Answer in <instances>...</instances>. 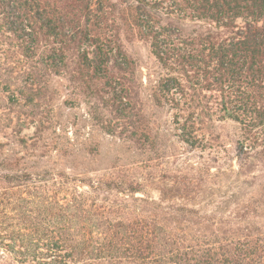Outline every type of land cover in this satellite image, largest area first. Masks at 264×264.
Returning a JSON list of instances; mask_svg holds the SVG:
<instances>
[{"label":"trees","instance_id":"16d2710c","mask_svg":"<svg viewBox=\"0 0 264 264\" xmlns=\"http://www.w3.org/2000/svg\"><path fill=\"white\" fill-rule=\"evenodd\" d=\"M184 21L194 27L186 31ZM128 31L148 45L151 99L172 112L182 143L193 146L204 120L237 126V178L250 177L241 181L250 190L258 163L264 175V0H0V33L25 59L58 72L71 64L86 90L117 89L122 110L134 112V61L118 44ZM0 182V264H264L262 197L240 195L235 222H221L165 206L192 200L184 179L157 201L132 184L84 190L83 181L44 170Z\"/></svg>","mask_w":264,"mask_h":264},{"label":"rangeland","instance_id":"374dc122","mask_svg":"<svg viewBox=\"0 0 264 264\" xmlns=\"http://www.w3.org/2000/svg\"><path fill=\"white\" fill-rule=\"evenodd\" d=\"M182 25L186 31L194 27L186 21ZM17 44L0 33V176L44 170L83 181L77 184L84 190L88 183L121 181L140 187L155 201L172 180L184 179L194 185L192 200L165 206L192 208L221 222H235L240 195L264 200L261 164L252 170L257 179L250 190L241 184L250 177L237 178L234 123L204 120L192 134V147L176 137L172 112L151 99L154 75L148 45L132 31L120 34L118 44L134 61L128 69L138 96L134 112L122 110L126 102L114 97L119 90L93 94L78 83L71 64L58 72L25 59ZM135 113L142 122L136 123ZM258 213L257 222L264 223V206Z\"/></svg>","mask_w":264,"mask_h":264}]
</instances>
